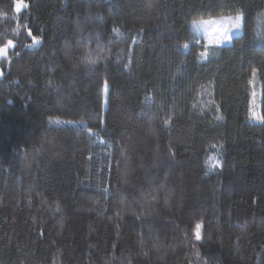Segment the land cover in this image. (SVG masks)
Returning a JSON list of instances; mask_svg holds the SVG:
<instances>
[{
	"label": "trees",
	"instance_id": "1",
	"mask_svg": "<svg viewBox=\"0 0 264 264\" xmlns=\"http://www.w3.org/2000/svg\"><path fill=\"white\" fill-rule=\"evenodd\" d=\"M15 1L0 264H264V0ZM237 13L230 44H196L192 21Z\"/></svg>",
	"mask_w": 264,
	"mask_h": 264
},
{
	"label": "rangeland",
	"instance_id": "2",
	"mask_svg": "<svg viewBox=\"0 0 264 264\" xmlns=\"http://www.w3.org/2000/svg\"><path fill=\"white\" fill-rule=\"evenodd\" d=\"M17 3H20L22 5H26V3H24L22 0H16L15 1V6ZM26 6L22 7L21 9L25 8ZM15 11H16V7H15ZM238 14V13H237ZM231 16H235L236 14H229ZM221 16H218V17H214V18H203V19H197V20H194V21H200V20H208V19H219ZM242 23H243V18L241 17V21H240V27L238 29L236 28H233L232 31L229 33V36H230V40L229 41H224L222 42L221 44L217 45L215 43H209V39L212 38L210 37L209 33L212 32V27H217L215 25H213L212 27H209L207 29V31L205 30V27L203 25H200V26H197L195 24H193V21H192V28L193 30L197 33V36H198V41H199V44H203V46L207 45L208 46H227L228 44L231 43V39L235 36H238L239 34L242 33L243 29H242ZM218 33H215L213 35H217ZM7 45V44H6ZM6 45L0 47V48H3L5 47ZM13 47V44L11 46H9L7 48V55L9 53V49ZM7 56H4V55H0V60L2 58H6ZM1 63V62H0ZM0 72H2L1 70V66H0ZM256 73H252V81L255 80V75ZM251 86H252V94L250 96V101H249V106H248V109H249V113H248V121H250L251 123H261L262 120H261V86H260V81H259V86L257 84V81L256 83L255 82H251ZM106 94H104L103 96V104H104V107H106ZM253 113H255V115H253Z\"/></svg>",
	"mask_w": 264,
	"mask_h": 264
},
{
	"label": "snow or ice",
	"instance_id": "3",
	"mask_svg": "<svg viewBox=\"0 0 264 264\" xmlns=\"http://www.w3.org/2000/svg\"><path fill=\"white\" fill-rule=\"evenodd\" d=\"M26 5H22L20 3L16 4V11L19 12L22 7ZM231 7H234V5H230ZM243 13H238L234 17L231 15H225L221 16L219 19H208V20H200V21H193V24L200 26L203 25L205 27V30L209 27H212L213 25L217 27H212V32L209 33L210 38L209 43H215L217 45L221 44L224 41H229L230 36L229 33L232 31L233 28L238 29L240 27V21ZM215 33H218L217 35H213ZM29 36L32 38L33 44H39L40 43V38L32 35L31 30H29ZM13 44V41L9 40L8 44L0 48V55L7 56V48ZM196 44H199V41H196ZM187 47V45H185ZM207 47V45H205ZM201 55H205V53H202ZM255 69H253V73H255ZM0 75H3L2 72H0ZM255 115V113H253ZM201 227L202 225L197 223L195 226V240L196 241H201L202 235H201Z\"/></svg>",
	"mask_w": 264,
	"mask_h": 264
}]
</instances>
